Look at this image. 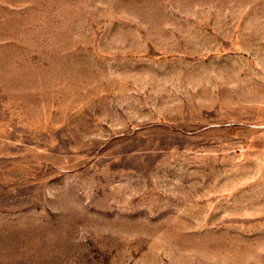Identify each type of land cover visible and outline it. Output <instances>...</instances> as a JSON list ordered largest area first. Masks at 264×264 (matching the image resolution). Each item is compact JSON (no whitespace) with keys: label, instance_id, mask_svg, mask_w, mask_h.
Wrapping results in <instances>:
<instances>
[{"label":"rangeland","instance_id":"374dc122","mask_svg":"<svg viewBox=\"0 0 264 264\" xmlns=\"http://www.w3.org/2000/svg\"><path fill=\"white\" fill-rule=\"evenodd\" d=\"M0 264H264V0H0Z\"/></svg>","mask_w":264,"mask_h":264}]
</instances>
